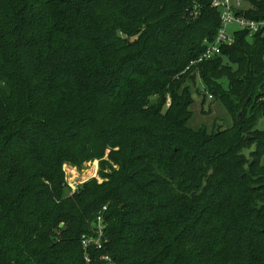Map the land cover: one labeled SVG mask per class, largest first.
Listing matches in <instances>:
<instances>
[{
	"label": "trees",
	"instance_id": "obj_1",
	"mask_svg": "<svg viewBox=\"0 0 264 264\" xmlns=\"http://www.w3.org/2000/svg\"><path fill=\"white\" fill-rule=\"evenodd\" d=\"M211 1L0 0V264H264V30L191 63ZM198 84L228 128L188 126ZM94 160L65 198L64 165Z\"/></svg>",
	"mask_w": 264,
	"mask_h": 264
},
{
	"label": "built area",
	"instance_id": "obj_2",
	"mask_svg": "<svg viewBox=\"0 0 264 264\" xmlns=\"http://www.w3.org/2000/svg\"><path fill=\"white\" fill-rule=\"evenodd\" d=\"M211 8L218 10L220 18V26L216 31V35L212 42L206 43L204 51L199 58L195 60L194 64L210 61L221 54L222 46H230L234 41V31H243L248 33V38L264 30V19L261 21H254L237 15L236 11L242 7L241 0H212ZM232 27V29H231ZM204 91V89H202ZM209 100H212L210 94L207 93ZM169 104V101H168ZM92 234H84L80 238V243L84 251L89 248L101 250L103 248V230L101 217L96 218V222L93 224ZM84 258L89 261L87 253L84 254ZM105 262L104 264H114L111 258L106 256L101 257Z\"/></svg>",
	"mask_w": 264,
	"mask_h": 264
},
{
	"label": "rangeland",
	"instance_id": "obj_3",
	"mask_svg": "<svg viewBox=\"0 0 264 264\" xmlns=\"http://www.w3.org/2000/svg\"><path fill=\"white\" fill-rule=\"evenodd\" d=\"M198 89V94L195 91L192 92L194 103L191 106L192 117L188 122V126L192 129L204 126L208 132H211L214 129L213 126L217 127V125H220L221 128H228L231 125V119L224 107L218 101L215 102L214 99L209 100L207 92L203 91L199 84ZM255 127L260 131H264V118L260 119ZM253 150L254 147L244 152V154L248 156L249 152ZM104 160H106V157ZM260 163L264 166V155L261 157ZM99 170L100 163L96 160L83 163L81 168L65 164L63 167L65 198L74 196L82 184L92 179L102 183L103 179L100 178Z\"/></svg>",
	"mask_w": 264,
	"mask_h": 264
},
{
	"label": "water",
	"instance_id": "obj_4",
	"mask_svg": "<svg viewBox=\"0 0 264 264\" xmlns=\"http://www.w3.org/2000/svg\"><path fill=\"white\" fill-rule=\"evenodd\" d=\"M239 118H240V116H239Z\"/></svg>",
	"mask_w": 264,
	"mask_h": 264
}]
</instances>
